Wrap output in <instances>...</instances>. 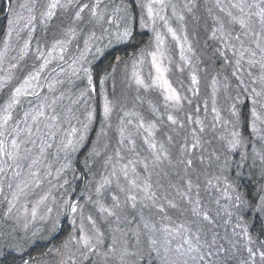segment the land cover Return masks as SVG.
Listing matches in <instances>:
<instances>
[{
	"label": "trees",
	"instance_id": "1",
	"mask_svg": "<svg viewBox=\"0 0 264 264\" xmlns=\"http://www.w3.org/2000/svg\"><path fill=\"white\" fill-rule=\"evenodd\" d=\"M8 1L11 5L14 3L13 0H0V45L5 38L9 21L8 11L11 9V5H8ZM249 1L251 2V0ZM116 2L120 8H129L131 12H134V9L137 8L133 0H116ZM230 2H235V0H229L228 6ZM214 3L215 0H198L201 16H198V40L194 41L197 44L194 45L196 50L195 55L193 54L196 60L198 59V93L194 95L190 90L193 88L191 78L186 79L184 73L183 80H177L179 83L187 82L184 88L182 86L179 88L182 97L185 98L181 100L179 106L174 107L169 103L166 104L164 96L160 92L153 87L146 89L139 86L132 78L133 69L131 65L134 61H141L139 53L146 48L153 38L151 32L140 30L139 24L137 27L134 16L131 37L127 41L119 42L118 45L114 46L115 48L104 49L102 53L100 51L101 54H97L92 58L89 66L92 74V87L85 95L90 104L85 107L81 106L80 110L76 108L74 114L78 119L71 121L72 127H78L82 130V125L88 123V112L94 110V118L88 125V129L90 127L91 131L81 142L77 154V158L82 163L71 161V171L66 172L73 183L72 189H65L66 192L59 198L56 206L60 215L51 222L44 223H47L44 225L46 228H42L41 233L42 236L45 234V237L32 242V245L24 243L20 245L16 240H12V237L16 235L8 234V231H15V225H12L9 229L7 228L8 225H0V264H18L21 255L25 259L40 258L48 255L52 247L59 251V246L71 234V228L69 227L71 225V216L69 217L71 212L64 205L65 197L67 195L70 197L73 192L79 190L84 174L87 179V186L82 191L81 196L79 194L76 202H79L80 205L81 197L90 195L89 204L87 203L88 206L90 205L89 207L95 204L98 206L103 204L109 209L110 207L103 199L96 198L97 195L92 191L86 193V190L96 189L102 183L103 178L107 177L111 180V183L101 189V194L106 193L107 199H110V196L111 198L114 195L116 196L117 193L120 197L124 196V191H121L120 188H125L128 182L119 169L122 165L127 164L129 160L136 161L135 168L138 174V176H134L131 171L132 165H129V178L137 179V182L141 185L144 179H148L152 185V191L161 198L160 203L168 206L170 200L176 205L177 211L166 207L164 214L167 216L171 214L170 219L172 220L182 218L189 224L192 234H199L202 242L208 241V246L212 239L222 246L226 243L227 250L230 246L234 252L229 261L230 263L238 262L243 257L242 253H246L241 242L238 245H234L233 242L236 235L240 234L239 230L242 231L239 236L240 240L244 238L249 245L264 251V213L263 209L260 208V198L264 193V159L261 158L264 156V123L256 121V130H253V108L250 107L251 97H254L261 106H264V94L256 97L253 93V89H255V92L264 93V85L260 80L264 72L258 64L248 65L247 54L241 64L236 65L235 61L238 58L236 50L240 48L239 41L229 39L226 47L225 41L220 39L221 33L219 31H217L216 37H213V30L219 29L220 24L223 23L225 29L230 31L233 36L241 35L245 47H255L251 43V33L245 37L239 25H229V18L226 13L222 12L220 7L216 8L213 5ZM227 5L223 6L227 7ZM214 11L216 14L211 15L210 13ZM132 15L136 16V14L131 13ZM253 31L260 32L258 21L255 22ZM236 44H239V47H236ZM232 45H235V49ZM197 51L198 56L196 55ZM117 57L121 58L124 63L129 62L131 69L128 72L123 71L121 63L116 59ZM256 59H260L259 53ZM65 63L62 62V65ZM205 70L206 73L203 74ZM239 77L242 81H239ZM143 79L146 84L152 83L146 78ZM77 80L78 78L73 80L75 86L73 93V88L70 89V85L69 88L63 85L58 89V91L64 93V102L67 106L70 104L69 97L71 101L77 96L76 93L80 88L78 86L80 83H76ZM213 80H215V84H213ZM103 94L113 105L109 117L111 122L109 120L105 122L100 113L102 104L104 106L105 96ZM213 100H215L219 120L215 118L216 113L212 111ZM2 101L3 99L0 97V103ZM234 103L236 115H233V111H230V106ZM65 104H61L59 110H62V106L64 107ZM154 108L155 111H153ZM125 113H129V115L125 116ZM168 115H172L177 123L172 124L167 119ZM197 118L200 123H196ZM140 119L144 120L145 127L152 122L157 125L156 129L153 130L154 136L150 139L157 144L156 151H159V145L163 144L167 152V156L160 153V161H155L153 150L149 149L147 143H145L144 137L147 136V132L144 129L137 131L136 125ZM121 120L127 125L126 135L131 133V139L135 142L134 145L127 140L124 144L119 142ZM129 120L132 121L131 124L127 123ZM210 121L213 124H210ZM64 124L61 129L64 132H61L58 144L54 143L53 150L50 152L61 149V142L70 131L69 124ZM194 129L196 130L195 137L193 136ZM233 131L239 132L241 137V143L235 149H232L229 144ZM168 137L172 139L169 140ZM103 138L107 139V148L101 155H95L97 148L93 146V143L95 144L97 139L103 140ZM197 140L199 143L193 148L192 145ZM77 145L78 143H76L74 150L69 149L64 157L72 160V156L76 155ZM117 149L120 151L119 158L116 157ZM52 156L55 157V155ZM109 157L112 159L109 160ZM189 159L192 161L191 166L186 163ZM90 160L92 166L88 167ZM141 161L148 164L147 170L144 169ZM113 165L117 169L115 176L112 175ZM93 175H96L97 178H94ZM188 181L192 182L190 191ZM208 181H211V184ZM110 189L113 190L109 192ZM51 190L54 192V189ZM70 190L72 191L70 192ZM112 192L116 194H111ZM134 192L139 198L142 196L139 190H134ZM194 192L199 194L201 210L209 214V220L192 215L191 209L194 205L192 200L194 198L191 197ZM226 193L229 197L224 199ZM237 195L241 197V200L236 199ZM68 201L70 203L75 202L72 198H69ZM97 201L100 203H97ZM146 202L151 201L142 200L139 205L146 206ZM87 204L85 208L88 207ZM129 204L131 205L130 201ZM89 212L91 213V210ZM153 220L155 221V218ZM57 224L60 232L57 231L58 229H53L52 225ZM241 225L242 229H240ZM57 227L55 226V228ZM49 229H52V231L49 232ZM236 229H238L237 232ZM245 230L248 236L251 237V243L248 242V237L244 235ZM30 239V237H27L24 238V241L28 240L27 243H29ZM18 246L25 250L23 254L17 250ZM43 260L50 261L51 257ZM246 263L249 264V262ZM151 264L159 263L153 262Z\"/></svg>",
	"mask_w": 264,
	"mask_h": 264
},
{
	"label": "rangeland",
	"instance_id": "2",
	"mask_svg": "<svg viewBox=\"0 0 264 264\" xmlns=\"http://www.w3.org/2000/svg\"><path fill=\"white\" fill-rule=\"evenodd\" d=\"M13 1L14 3L12 5L10 1H8V5L9 4L11 5V9L8 11L9 13L8 20L13 21L12 24L13 32L11 37L8 38V46H9L8 51L4 57L3 63L0 64V69H3L0 70V78H3L7 74L9 70V65L14 64L16 65V67L10 69L11 75L13 77L12 80L8 81L3 89H0V97L3 99V101L0 103V107H2L8 101L11 92L14 90V88L18 87L29 74H34L35 72L40 70V66L44 63V59L38 58L39 52H44L45 58L51 61L40 73V77L38 81L40 87H37L36 89L38 92H40V99H37L36 97L33 96L22 98L20 105L17 106L13 111L15 120L20 119L23 116V113L29 110L30 107H34L38 105L40 103V100L43 99L44 96H48L49 99H51L53 96H59L61 92L58 91V89L63 85L66 88L67 87L69 88L70 85L71 86L70 89L73 88L72 89V93H73V90L75 89L73 80L76 78H78L76 83L78 84L80 83L78 85L80 88L76 93L77 96H75L74 99L71 100V101H77V103L72 104L73 111L76 112L78 108L80 110L81 106L83 107L88 106L90 104L88 98L86 96L81 97L80 94L85 90H87L88 92V90H90V88L92 87V84L91 85L88 84L87 78L85 77L83 72H78L76 73V75H73L72 73L73 59H77L80 57L81 53L84 52L85 40L88 37L92 36V34L94 33L95 37L89 41V49L86 52H84L85 61L82 62L83 67L90 68L89 67L90 62L92 61L93 57H95L97 54H101L104 49L105 50L109 48L112 49L114 46L118 45L119 42L120 43L122 42V41H117L115 38L118 32H122L126 26H130L132 31L133 23H134L133 19L135 18H136L135 24H137V27L139 24L140 30L151 32L153 36L152 40H150L146 48L139 53L140 57L143 54V62L139 63V60L136 61L138 62L136 64V71H138L143 78H146L149 81H152V78L155 77L156 73H155V69L151 65V56L147 55V53H150L155 50L156 47L155 39H154L155 34L152 31L151 26L147 28H142L140 25L141 16H144L145 20L147 21V11L144 5L148 3V0H133L137 6V8L134 9V12L133 11L131 12L129 8H124V9L120 8L116 0H100L98 11L104 13V19L99 22L96 20V18H94L91 15V8L94 4H96V0H73L72 4H70L67 8H58L56 10L55 16L50 21L47 22H42L40 13L46 10L45 6L48 2H50V0H39L38 7L34 13L37 16V19L34 22V27L29 26V28L23 27L24 21H21L19 24H17L16 18L18 15L27 17L28 13L26 12V10L21 9L20 5L29 3L30 0H13ZM67 2L68 0H61V3L63 4H66ZM165 3L168 5V7L165 8L162 14L166 15L169 18L170 26L176 30L177 35L180 37L179 42L173 39L172 36L167 33V29L164 27L162 21H157L155 27L157 31L163 33L166 37L165 44L162 49L165 53L163 64L168 69V71L165 74L166 78L171 83V86L174 89H176V91L182 97L179 88L181 86L184 88L187 82L179 83L177 80L178 79L183 80L184 73L186 79L187 78L189 79V77L191 78V75L193 73L196 74L198 79V68H197L198 59L196 60V57L194 56L196 50L194 45H196L197 43L194 41L198 40V16H201V13L198 7V0H165ZM228 3L229 0H220V4L222 6L227 5ZM230 3H234V2H230ZM85 4L88 5V8L84 9V11L81 13V19L77 20L75 18V13L79 11L80 8ZM172 5H175L176 13L180 16H183L182 21L178 20L177 16H173ZM213 5H215L216 8H219L217 6L216 0ZM114 9H119V11L115 13V15L113 14ZM189 9L191 10L189 11ZM131 13L136 14V16L135 15L131 16ZM214 13L215 11L211 12L210 14L213 15ZM133 16L135 18H133ZM110 20L113 22L109 23ZM9 21L7 25L5 38L2 44L0 45V50H3L4 48V43L7 38V33L10 27ZM68 29H74L76 35L74 37L69 36L67 34ZM29 32H31L29 49L27 55H24L23 58H21L20 49L23 47L25 40L29 39ZM152 36L150 35V37ZM185 36L187 37L186 41H185ZM57 40H67L70 42L67 44V48L63 53H59V50L57 49L56 52H53L52 57H48V51L52 48L53 44ZM46 41L49 42L47 43ZM181 45L184 46L185 56L187 57L186 60H181V55H180ZM189 45L191 46V52L187 50ZM102 46L103 48L101 50V53L97 52V48L101 49ZM236 47H239V44L238 45L236 44ZM197 54L198 51L196 52V55ZM60 55H63V59H60ZM62 62H66V63L62 65ZM118 62L121 63V68L125 73L128 72L131 68L133 69V65H131L130 68L129 62L124 63L121 58L119 59ZM205 73L206 70L203 72V74ZM55 81H62V83L54 84V89H55L54 92H49L48 85L54 83ZM239 81H242L240 77H239ZM262 85H264V83H262ZM153 88L158 92H160L163 96L165 95V93L161 88L159 87H153ZM103 96L105 95L103 94ZM70 99L68 100L71 103ZM254 99H255L254 97H251L252 102L250 103V107L252 108L255 107L257 113L260 114L261 116H264V106H261L260 103H256L254 105L253 104ZM64 100L65 99H63L61 104H65ZM61 104L57 105L58 111L61 108ZM196 104L198 105L197 102ZM169 105H172V103L169 102ZM233 106H235V103L232 104V106H230L231 107L230 111H233ZM64 107H67V105L65 104ZM100 113L103 116V104ZM234 119L233 121L235 122ZM108 120L109 122H111L110 118H108ZM210 124H213V122L210 121ZM21 127H23V124H21ZM41 127L43 128V125H41ZM61 129L62 127L59 130H57L55 137L48 139V143L51 144L52 146L54 143L58 144V139L61 138L60 137L61 132L62 131L64 132V130ZM43 130L45 132L47 131V129H43ZM90 131L91 130L89 127L87 132L83 133L84 139L86 136H88ZM45 138L47 139V137ZM34 139H36L37 146L33 147L31 144H29L27 147L32 149V151L29 154V158L21 162L22 179H27L28 173L30 171L28 165L31 163V159L39 155L38 146L40 144V140L36 137H34ZM82 141L78 143L76 148V155L72 156V160L71 158L68 159L64 157V155L67 154V151L69 149L65 150L63 148V145L61 146V149L59 151L56 150L50 152L53 150L52 146L50 148H47L45 154L42 157H40L39 165L31 169V171H37L38 168L39 170L38 178L40 180L39 185L30 184L29 188L25 190V194L21 196L19 199L13 201L14 206L12 207L11 212L8 211L9 208L8 201L13 199L12 193L13 191H15L16 183L19 182L13 176L14 171H16L17 169L15 168L9 169L6 174L0 173V225L1 224L8 225L7 226L8 229L12 225L16 226L15 231L13 230L11 232L8 231V234L16 235L12 237V240H16V242L19 243L20 245H23V243L29 245L32 242L36 240H41L43 239V237H45L44 236L45 234L42 236L41 233L42 228H46V226L44 225H46L47 223L46 224L44 223L45 222L49 223L60 215L58 208L56 206L59 202V198L63 193L66 192L65 189L68 190L69 188L72 189L73 183L69 178V176L66 175V172H68V170L71 171V164H70L71 161L82 163V161L77 158V154L79 152L80 144ZM93 146L94 147L96 146L97 148L95 155L96 154L101 155L104 152V150L107 148V139L106 138L105 139L103 138V140L97 139L95 144L93 143ZM80 154L81 152L79 153V155ZM52 155H55V157L57 158H58L57 155H59L60 156L59 158L61 160H58L59 158L57 159ZM89 166H92L91 160H90V165H88V167ZM82 176L83 177L80 183L79 190L73 192V194H71L72 196L70 195V197L69 195H67L64 201L68 200L69 198L70 199L72 198L76 202V199L79 198L78 197L79 194L81 196L82 191L86 189L85 187L87 186V179L84 174ZM93 176H95L94 178H97L96 175ZM9 183L12 184L11 189L8 187ZM128 187L129 186L127 185L125 189H127ZM51 189H54V192ZM111 190L113 189H110L108 191L110 192ZM71 191L72 190H70V192ZM90 191H92L95 195H97L96 198L103 199V201H105L107 205L110 207L109 209L116 213L115 215H108L106 212L105 213L101 212L100 206L96 204L89 207L90 206V205L88 206L89 198L91 196L86 195L84 197H81L82 201L80 200L81 201L80 206L82 207L83 227L85 232L89 235L94 236L95 229H99V232L103 233V237H102L103 243L99 245L98 251L93 253H88L89 258L85 259L84 256L81 255L80 251H78V246L70 245L68 249H65L63 247V244L66 240H64L61 246H59L60 248L59 251L58 249L53 247L50 249V253L52 254V256L49 253L50 255L48 254L40 258L25 259V257L23 258V255H21L20 257L21 259L19 260L20 262L18 264H23V261H29V264H62L63 261L68 260L69 255H72L74 257L76 264H104V263L113 264V257L111 256L104 257L102 255V253L107 251V246L112 243L113 236L117 238L118 247L124 245V242L126 241L129 253H135V255H129L127 257V264H151L153 262H157L161 264L157 252L153 250V246L150 243L149 240L150 234L147 229H144L143 223L147 221L150 224H155L157 228H160L161 225H169L171 227H175L181 223L185 224L186 227H189V224L185 222L182 218L172 220L170 219V217H172L171 214L169 216L164 214L166 207H168V209H175V210L176 208L171 207L170 205L165 206L162 203H160L161 198L158 197L157 195H156V205H161L163 210L158 208L152 202H146V206L139 205V202H141L142 200H140L138 195H137L138 202L136 203V207L133 208L129 204V201L127 200V193L125 191H124V196L122 197L118 196L117 193L116 196L119 199V207H116L115 201L113 200V198H111V196L110 199H107L106 193L101 194L100 192L98 195L96 189L92 190V188L87 189L86 193H89ZM45 194H47L48 197L47 200L44 201L43 203H40L39 202L40 198ZM111 194H116V193L112 192ZM131 194L136 195L134 191ZM228 194L226 193L224 199H227V197H229ZM191 198L192 199L194 198L192 200L194 202L198 199L200 202L199 207L201 206L199 194H196L194 192L192 193ZM86 204L89 207V209L88 207L85 208ZM33 208H35L36 210L35 217H33L32 215ZM49 209H51V211H49ZM89 210H91V213L89 212ZM263 213H264V209H263ZM164 215H166L165 217H167V219L164 217ZM70 216H71L70 218L71 225H69V227L71 228V235H76L78 237L80 234V227H81V209H78L76 214L70 213L69 217ZM89 216H91L92 220L95 221V227H93L92 222L88 220ZM180 217H184V216H180ZM154 218L155 221L153 220ZM25 224H27V228L24 227ZM52 226L54 227L53 228L54 230L59 228L58 224L55 225L58 226L57 228H55L54 225ZM240 229H242V225L240 226ZM237 230L238 229H236L235 231L237 232ZM51 231L52 229H49V232ZM57 231L60 232L59 229ZM239 233H240L239 235H236L235 240H233L234 245H238V243L241 242L243 249L246 250L245 251L246 253L244 252L242 253L243 257L239 259L238 262L236 263L229 262L232 257V254H234L230 246L228 247L227 250V248L225 247L226 243L225 245L222 246L219 243H217L216 240L212 239L209 242V246H208V241L202 242L200 240L202 245V252L206 254L207 252L210 251L212 253L211 256L205 255L203 264H247L246 262H249V264H262L259 253L263 251V249L260 248L258 249L253 245H249L247 243V240L244 238L240 240L239 236L241 235L242 231L239 230ZM27 237L31 238L29 240V243H27L28 240L24 241V238ZM152 239L157 240V247L162 252L164 247L163 233L158 232L152 235ZM0 240H1V236H0ZM178 243H180V240L179 238H176V240L173 241L170 247L175 249ZM248 247H251L253 251L256 252V257L254 261L249 257L247 251ZM24 251L25 250L21 251V254H23ZM48 257H51L50 261L43 260L44 258H48ZM170 258L175 259L176 257L175 255H171Z\"/></svg>",
	"mask_w": 264,
	"mask_h": 264
},
{
	"label": "snow or ice",
	"instance_id": "3",
	"mask_svg": "<svg viewBox=\"0 0 264 264\" xmlns=\"http://www.w3.org/2000/svg\"><path fill=\"white\" fill-rule=\"evenodd\" d=\"M73 0H68L66 4L61 3V0H50L46 4V10L40 13V17L42 22L50 21L56 14V10L58 8H67L70 4H72ZM217 6L220 7L222 12H225L227 17L229 18L228 23L229 25H239V27L243 30V35L245 37L249 36L251 33V43L255 45L254 48L252 47H245L244 40L241 39V35L237 34L235 36L232 35L230 31H227L224 27V24L221 23L219 29L213 30V37H216L217 31L221 33L220 39L225 41V46H228L227 41L229 39H235L239 41L240 48L237 51L238 58L236 59L235 63L237 66L241 64V61L245 59L247 54V63L249 66L259 65L262 72H264V0H235L234 3H230L229 6L225 7L220 4V0H216ZM39 4V0H30L29 3L21 4L20 8L26 10L28 13L27 17L18 15L16 18V23L19 24L21 21H24L23 27L29 28V26L34 27V22L37 19V16L34 14ZM100 4V0H96V4H94L91 8V15L96 18V20L102 21L104 19V13L98 11ZM147 11V21L145 20L144 16H141L140 25L142 28L152 27V31L154 32L155 36V50L147 53V55L151 56V65L155 69V77L152 78L151 84H146L143 77L140 75L138 71H136V64L138 62H133V72L132 78L135 80L136 84L142 86L144 88L150 87H159L165 93L164 100L165 103L171 102L173 106H179L181 104V100L185 99L181 97V95L171 86V83L166 78V72L168 69L164 66L163 60L165 58V53L162 50L165 44V35L156 30V23L157 21H162L164 27L167 29V33L172 36L173 39L179 42L180 37L177 35V32L174 28H172L169 24V18L166 15H163L165 8L168 5L165 3V0H148V3L144 5ZM173 7V16H177L178 20H183V16H180L175 11V5ZM85 8H88V5H83L79 11L75 13V18L77 20L81 19V13L84 11ZM191 9H189L190 11ZM235 10V11H233ZM119 9H114L113 14L115 15ZM259 22L260 25V32L253 31L255 22ZM113 21H109L111 23ZM150 22V23H149ZM13 21H9V31L7 33V38L4 43L3 50H0V64L3 63L4 57L8 51V38L11 37L13 28H12ZM67 34L71 37L76 35L74 29H68ZM131 27L126 26L122 32H118L116 34L117 41L127 40L131 37ZM95 37L93 33L92 36L88 37L84 44V52L89 49V41ZM31 40V32H29V39L25 40L23 47L20 49L21 58L24 55H27L29 49V42ZM187 37L185 36V41ZM70 41L67 40H57L53 44L52 48L48 51V57L53 56V52H56L57 49L59 53H63L66 48L67 44ZM235 49V45H232ZM191 52V46H188L187 49ZM101 49L97 48V52H100ZM84 52L81 53L80 57L77 59H73L72 61V73L76 75L78 72H83L85 77L87 78L88 84H92V76L90 68L83 67L82 62L85 61ZM259 53L260 59L257 60L256 56ZM181 60H186L187 57L185 56V49L184 46L181 45ZM43 58L44 63L40 66V70L35 72L34 74H29L23 82L18 86L15 87L14 90L11 92V95L8 101L0 107V173L6 174L9 169H17L14 171L13 176L19 182L15 185V191L12 193L13 199L8 201L9 208L8 211L11 212L13 205V201L19 199L21 196L25 194V190L29 188L30 184L39 185L40 180L38 178V168L37 171H31L34 167H37L40 163V157L45 154L47 148H50L52 145L48 143V139H51L56 136L57 130H59L64 123H68L70 126V131L67 133L65 139L61 142L63 148L67 149H75L76 143H79L84 139L83 133L87 132L88 124L91 123L92 119L94 118V110L89 111L87 114V121L82 125V130L76 127L71 126V121L73 119H78L75 116L72 104L77 103V101H71V103L67 107L62 106V110L57 109V105L61 104L64 99V93H61L59 96H53L49 99L48 96H44L43 99L40 100V103L34 107H30L29 110L23 113V116L15 120L13 111L14 109L20 105L21 99L26 98L28 96L36 97L40 99V92L36 89L40 87L38 81L40 77L41 71L49 64L51 61L45 58L44 52H39V57ZM60 59H63V55H60ZM119 61V57L116 58ZM143 62V54L141 56V61ZM16 65H9V70L7 74L0 78V89L5 87V84L12 80V75L10 69L15 68ZM3 70V69H0ZM262 83H264V75L260 77ZM62 81H55L52 84L48 85V91L54 92V84H61ZM191 84L193 86L190 89L193 94L198 93V79L195 73L191 75ZM213 84H215V80H213ZM215 91V90H214ZM253 93L256 97H260L264 93L255 92L253 89ZM87 94V90L81 92V97ZM70 99V97H69ZM258 103L257 100H253V104L255 105ZM113 109V105L111 101L105 96L104 99V106H103V116L104 121L107 122L111 112ZM156 109L154 108L153 111ZM213 113H216V119L219 120V114L217 109L215 108V100H213ZM129 115V113H125V116ZM233 115H236L235 106H233ZM252 116H253V130H256V121H260L264 123V116H261L257 113L256 108L253 107L252 109ZM167 119L172 123L176 124L177 120L172 116L168 115ZM131 124L132 121L129 120L127 122ZM196 123H200L199 120ZM23 124V127H21ZM43 125V128L41 127ZM157 125L155 122L149 123L147 127H145V122L143 119H140L139 123L136 125L137 131L140 129H144L147 132V136L144 137L145 143H147L149 149L153 150V156L155 161H160L161 155L160 153H164L167 156V152L164 149L163 144L159 145V151H156L157 144L150 139L154 136V129H156ZM126 128L127 125L121 120V124L119 127V136H120V143L124 144L125 140L129 143L134 145V141L131 139V133L126 135ZM43 129H47L45 132ZM202 131V129H201ZM103 132V129H102ZM196 130H193V136L195 137ZM232 139L229 141L230 147L235 149L238 144L241 143L240 133L237 131H233L231 133ZM40 140V144L38 146L39 155L35 158L31 159V163L28 165L29 173L27 179L21 178V162L29 158V154L32 151L31 148L27 147L31 144L33 147H36V139ZM47 137V139L45 138ZM78 137V139H77ZM171 140V137H168ZM199 141L197 140L193 143L192 147L195 148L198 145ZM134 150V149H133ZM116 157H120V151L117 149ZM264 159V156L261 157ZM112 158L109 157V160ZM183 162V161H182ZM143 163L144 169L147 170L148 164L146 162L141 161ZM187 165L191 166L192 161L189 159L187 160ZM136 161L129 160L127 164H124L120 167L119 171L123 174L125 180H127L129 187L127 189L120 188L121 191H125L127 193V200L131 202V206L133 208L136 207L137 203V195L131 194L134 190H139L142 193L140 197L141 200H149L154 205H156V193L152 191V185L148 179H144L143 184L137 182L135 178H129V165H132L131 171L134 176H138L136 173L135 168ZM50 174V173H49ZM117 174L116 166L113 165L112 175L115 176ZM111 180L107 177L103 178L101 184H99L96 188V192L99 195L101 189H103L106 185H109ZM211 184V181H208ZM8 187L11 189L12 184L9 183ZM119 187V184H118ZM192 182L188 181V189L191 190ZM47 194L40 198V203H43L47 200ZM115 201V206L119 207V199L117 196L112 197ZM237 200H241V197L237 195ZM261 209H264V196L261 198ZM97 203H100L97 201ZM171 207H176V205L172 201H168ZM64 205L66 208L72 213L76 214L78 209H81V227H80V234L77 237L76 235H71L69 238L64 242L63 247L68 249L70 245L78 246V251H80L81 255L84 256L85 259H88V253L97 252L99 245L103 243L102 237L103 233L99 232V229H95V235H89L85 232L83 227V215H82V207L78 205L76 202H69L68 200L64 201ZM200 202L197 199L194 202V205L191 209L193 215L200 216L204 220H209V214L206 211H202L199 207ZM158 208L163 210L161 205H156ZM51 211V209H49ZM100 211L106 212L108 215H115L116 213L108 208H106L103 204H100ZM32 215L35 217L36 210L33 208ZM167 219V217H165ZM88 220L92 222L93 227H95V221L92 220V217L89 216ZM74 222V221H73ZM55 226V225H54ZM27 228V224L24 225ZM144 229H147L149 232V240L151 245L153 246V250L157 252V255L160 258L161 264H203L205 259V255L211 256L212 253L209 251L206 254L202 252V245L200 241L199 234H192V229L190 227H186L185 224L181 223L175 227H171L169 225H161L160 228H157L155 224H150L149 222L145 221L143 223ZM162 232L163 233V251L157 247V240L152 239V235ZM244 235L248 237V242L251 243V237L248 236L247 231L245 230ZM176 238H179L180 243L177 244L176 248L173 249L170 245L173 243ZM138 239V238H137ZM95 240V243H94ZM117 238L113 236L112 243L107 246V251L102 253L104 257H113V264H127V257L129 255H135V253H129L127 242H124V245L118 247L117 246ZM18 251H22L23 249L19 246L17 247ZM249 257L254 261L256 257V252L253 251L251 247L247 248ZM175 255V259H171L170 256ZM260 259L262 264H264V251L259 253ZM23 264H29V261H23ZM62 264H76V261L72 255H69L67 261H63Z\"/></svg>",
	"mask_w": 264,
	"mask_h": 264
}]
</instances>
